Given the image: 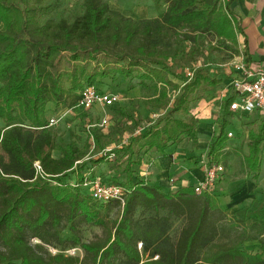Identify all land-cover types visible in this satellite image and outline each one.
<instances>
[{
    "label": "trees",
    "instance_id": "1",
    "mask_svg": "<svg viewBox=\"0 0 264 264\" xmlns=\"http://www.w3.org/2000/svg\"><path fill=\"white\" fill-rule=\"evenodd\" d=\"M164 4L160 18L133 20L102 0H83V14L72 23L60 20L40 25L28 0H0V264H264V221L242 224L225 214L213 194L196 195L190 187L163 193L138 177L132 180V156L150 151L163 154L189 138L195 122L189 117L187 102L201 86L219 83L201 66L191 70L189 81L184 78L178 87L174 85L169 77L176 76L164 62L167 56L158 50L163 38L175 36L178 42L194 46L200 36L209 35L230 44L240 32L226 2L164 0ZM137 37L148 39L149 46H136V56L125 55ZM119 50L125 54L117 64L125 61L126 67L111 69L112 75L128 78L140 71L139 84L172 86L179 92L168 113L151 122L146 131L91 161L103 164L111 155H127L123 185L128 193L123 205L92 201L81 188L87 169L79 162L83 155L70 144L56 147L46 131L47 105L55 96L49 71L60 54L66 52L76 60L79 52L116 56ZM107 75L82 71L78 87L95 86L98 78ZM34 77L37 82L32 87ZM31 93L33 104L28 98ZM158 96L165 99L167 93L161 91ZM230 103L227 100L225 111ZM33 108L37 114L28 115ZM176 113L185 119L174 118ZM228 125L223 120L218 135L208 144V157L217 162L226 147ZM249 140L244 161L257 177L264 124L257 134L249 132ZM53 152L59 157H53ZM98 206L119 209V219L105 226ZM173 219L183 222L175 241L169 235ZM83 223L104 226V237L83 242L77 229ZM62 237H67L70 247L81 249L83 257L48 255L44 246L64 243ZM31 239L40 244L31 245ZM256 240L258 252L242 248Z\"/></svg>",
    "mask_w": 264,
    "mask_h": 264
},
{
    "label": "rangeland",
    "instance_id": "2",
    "mask_svg": "<svg viewBox=\"0 0 264 264\" xmlns=\"http://www.w3.org/2000/svg\"><path fill=\"white\" fill-rule=\"evenodd\" d=\"M102 1L107 3L111 10L117 11L125 17L126 15L133 14V20L153 19L155 16L160 18L164 11V0ZM82 3L83 0H28V6L34 9L37 21L40 25H44L46 22L57 23L60 20L72 23L83 14ZM162 41L163 42L158 46V50L167 56V58L165 57L166 61L163 58L162 59L170 67L173 75L176 76V78L173 76H170L169 78L173 81L172 83H174V85H177V87L180 85V81L184 80L187 71L202 66L207 70L210 77L214 78L218 75L230 77L233 68L237 63V50H235L229 43L222 44L216 38L209 35L200 36L198 42L194 46L187 42H178L175 36L174 38L172 37L169 39L163 38ZM149 44L150 41L148 39L137 37L133 42L132 47L126 49V54L123 53L124 51L122 50H119L121 53L119 52L116 56H104L102 54L93 56L89 53L81 54V52H79L77 54L78 59L76 60H72L66 52L60 54L53 69L49 71L51 79L49 84L54 86L55 96L54 101H52L53 104L49 103L47 105L46 118V120L53 117L58 118L57 123L52 127L48 126V130H46L50 138L52 137L51 139H54L56 147H65L67 144L72 145L79 150L83 155V161L91 168L93 166L91 161L104 156L106 153L108 154L111 149L115 148V146L122 145V142H126L131 135H139L143 133L148 129L151 122L156 121L168 113L172 107L173 98L179 94L175 87L153 86L150 83L139 84L140 78L137 75H139L140 71L133 72L128 78H123L116 74L112 75L110 72L111 69L122 65H124L123 67H126L125 61L117 64V60L120 57H124V54H132L136 56L134 51L136 46L148 47ZM82 71H84L85 75L102 72L107 73L108 77L101 80L98 78L95 86L103 93L118 95L121 100L119 104L110 109L104 108L105 110H108L109 116H107L109 118H107L108 125L103 129L91 127V125L99 123L104 118L97 116L93 111L80 113L74 107V103L77 100L78 92L80 90L78 85L81 86ZM36 79L37 78L34 77V84H31L32 87L36 84ZM73 87L78 88L72 90ZM36 88L39 89L38 87ZM36 88L31 89L32 91H35ZM161 91L167 93L165 99L158 96V93ZM33 95L34 93L32 94V97L30 95L28 96L30 104H33ZM60 95H62V98ZM214 97H216V92L212 90V87L203 85L199 88L196 94L191 95L190 99L192 98L193 100L186 104L189 117L195 122L196 138H194V140H197L198 137H200L202 143L198 146L200 150L199 152L197 151V154L199 156L195 158L198 160L195 164L200 165L201 168L205 166L208 160L205 143L212 137V135L216 132L218 133L222 116L218 109H216L217 101H215L214 110H212L208 119H203L202 117L199 118L201 115L199 106L203 102L212 100ZM65 100L70 102H67L65 105ZM65 110L69 111L67 112L68 116L64 118L66 114L63 112ZM36 111L37 110L34 108L31 110L29 109L27 114L33 116L37 114ZM59 114H62L63 117ZM173 117L177 119H185V116L181 113H176ZM235 119L236 120L234 121L231 120L230 123L239 126V122L243 123L244 121L239 118ZM207 120L210 124V128H200L199 132L201 122H207ZM25 124L28 125L27 122H25ZM202 131L206 132L205 137L201 134ZM240 139V135L237 134L235 141L230 142V149H233L238 153H234L235 164L234 166L231 165L233 168L230 166L231 170L228 171V174L224 175L222 179V181L227 183L226 186L224 185L227 190H234L240 187L243 188V186L247 188L249 187V184H252L250 181L252 174L248 172L246 167H244L245 165L243 162L244 153L246 152V141L244 139L243 141H240ZM113 158L114 157H110V159ZM110 159L105 161V165L102 166V168L100 167L101 171H114L112 181L107 180V182L121 185L125 188L123 185V173L126 161L122 158L120 159V157L116 161H110ZM114 162L119 164H114ZM222 165L224 166L226 173L225 167L227 164L225 160L222 161ZM260 165H262V169L259 170L257 177H252L253 180H256L255 192L257 191L256 195L253 193V195L257 197H254L253 201L255 203L258 199V201L260 200L264 205V146L262 147L260 155ZM229 199H232V196L225 192L223 203H227L228 205ZM95 208L98 209L100 217L105 221V226L107 227H111L112 223L117 221L120 217L119 209L111 208L110 210H105L102 209L101 206ZM239 216H241V213ZM249 220L250 219L244 218L239 221L242 224H246V221ZM260 221L264 220L260 219ZM251 223L252 222L250 221L247 226ZM98 225L99 224L92 225L90 223L80 224L77 229L81 240L83 242H91L96 237H104L105 228H103L104 226ZM182 226L183 222L181 220L173 219L172 227L169 232L172 241L177 239ZM61 240L64 243L60 244L59 242H53L50 246H44L46 253L50 256L62 253L65 256L83 257L84 254L81 249L69 246L67 237H62ZM30 243L31 245L40 244L37 239H31ZM242 248L252 253L258 252V240L245 243L242 245Z\"/></svg>",
    "mask_w": 264,
    "mask_h": 264
},
{
    "label": "crops",
    "instance_id": "3",
    "mask_svg": "<svg viewBox=\"0 0 264 264\" xmlns=\"http://www.w3.org/2000/svg\"><path fill=\"white\" fill-rule=\"evenodd\" d=\"M226 3H228V8L232 12L233 17L235 19V23L238 25L240 31L239 34H236L234 43H230V45L233 46L235 50H237V63L234 66L232 75L230 77H226L223 75H218L214 77V79L219 81L216 86L212 87V90L216 92V97H214L208 102H203L199 106V110H201V115L199 118L202 117L203 119H208L212 113V110H214V103L215 101H217L218 103L216 109H218L220 115L222 116V121L220 125L225 119L229 123V125L225 129V133L226 135L227 133H232V137L227 138L226 147L221 153L220 161H218L221 164L223 160L226 161V173L224 172V175L228 174V171L231 170V165L234 166V153H238L237 151L230 149V142L235 141L237 134H239L241 137L240 141H243V139L246 141V152L244 153L243 157V162L245 165L244 159L248 155V146L250 143L249 132L257 134L261 125L264 124V116H261L258 113L234 114L230 113L228 109H226V111L224 109L228 99L226 97L229 96L232 90V81L241 74L240 68L243 67L247 71H255L256 69L264 68V0H229ZM163 8H166L165 4L163 5ZM132 16L133 14L126 15V17L131 19L134 18ZM153 18H156V16ZM67 102L70 101L65 100L64 104L66 105ZM120 102L121 100L115 105L119 104ZM68 111L69 110H65L63 112L64 114H66L64 118L68 116ZM91 111H93L94 114H97V116L101 118H109L108 110H102L101 108L96 107L90 110V112ZM62 114L59 115L62 116ZM235 118H239L244 121L243 123L239 122V126L233 125L230 123V121L236 120ZM49 119L51 118L47 119V123ZM1 126L2 124L0 122V127ZM200 128H210L208 120L207 122H201L199 132ZM205 133V131L201 132L204 137ZM218 133L216 132L214 135H212L211 138H209L208 141H206L205 150L207 155L208 144L218 135ZM194 138H196L195 129L189 138H184L178 143L171 145L165 150L163 154H160L155 151H150L149 153L145 154L135 153L132 156L133 163L130 165V169L131 171H133L132 180L135 181V178L138 177L148 186L157 187L161 190V192L170 194L175 193L179 189L189 187L193 188V186L197 182L203 179L202 168L200 167V165L195 164V162L198 161L195 158L199 156L197 154V151L199 152L200 150L198 146L202 143L200 137H198L197 140H194ZM127 141H123L122 145L115 146V148L125 146L127 144ZM263 146L264 142L260 144V148L262 149ZM113 156L114 155H111V157ZM53 157H59V153L53 152ZM119 157L120 159L122 158L125 161L127 159V155H117L114 156L113 159H110V161H116L117 159H119ZM212 160L214 162H217L214 159ZM79 162L84 161L83 159H81V161ZM114 164L119 163L114 162ZM104 165V163L96 165L93 164V166L90 168L86 164L87 169L84 171V174H91V176L97 175L104 182H107V180L112 181L114 171H101L100 167L102 168V166ZM244 167H246V165ZM261 169L262 165H260V170ZM123 175V182H125V172L123 173ZM252 177L253 174L250 177V181L253 185L249 184V187L247 188L243 186V188L240 187L234 190H227V188L224 187V185L226 186L227 183L221 180V182L216 186L215 191L213 192V195H215L218 199L220 208L225 212V214H227V216L229 217H235L238 220H243L244 218L250 219L249 221H246V225L250 221L252 223H260V219L264 220V205L260 200L258 201V199L255 203L253 201L255 197L254 195H256L257 191L255 192L256 180H253ZM225 192L229 193L232 196V199H229L228 201V205L227 203H223ZM253 193L255 194L253 195ZM240 213L241 216H239Z\"/></svg>",
    "mask_w": 264,
    "mask_h": 264
},
{
    "label": "built area",
    "instance_id": "4",
    "mask_svg": "<svg viewBox=\"0 0 264 264\" xmlns=\"http://www.w3.org/2000/svg\"><path fill=\"white\" fill-rule=\"evenodd\" d=\"M222 3L229 0H220ZM240 68V67H239ZM241 74L232 81V90L227 100H231L228 111L234 114L258 113L264 116V68L255 71H247L240 68ZM192 78V71L185 73V79ZM120 101L118 95L103 93L95 86H85L78 92V97L74 103L75 109L80 113L88 112L99 106L101 109L110 108ZM58 118L48 120V126L52 127L57 123ZM108 125L106 118L91 127L105 128ZM232 133H227V138H231ZM114 157V156H113ZM36 170H40L38 163H35ZM203 169V179L193 186L196 195L213 194L216 186L221 182L224 175V166L220 162H214L208 158ZM81 188L87 192L92 201L97 203H107L118 201L123 205L128 191L121 185L106 183L99 176L85 174Z\"/></svg>",
    "mask_w": 264,
    "mask_h": 264
}]
</instances>
